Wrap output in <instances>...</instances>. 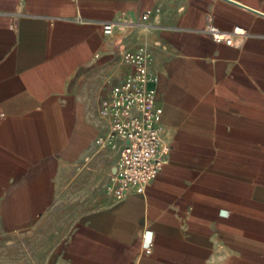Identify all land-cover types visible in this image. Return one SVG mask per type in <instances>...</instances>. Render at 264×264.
Here are the masks:
<instances>
[{
    "label": "crops",
    "instance_id": "0c3cea01",
    "mask_svg": "<svg viewBox=\"0 0 264 264\" xmlns=\"http://www.w3.org/2000/svg\"><path fill=\"white\" fill-rule=\"evenodd\" d=\"M141 45L168 153L118 197L102 107ZM0 264H264V0H0Z\"/></svg>",
    "mask_w": 264,
    "mask_h": 264
},
{
    "label": "built area",
    "instance_id": "2783aa9c",
    "mask_svg": "<svg viewBox=\"0 0 264 264\" xmlns=\"http://www.w3.org/2000/svg\"><path fill=\"white\" fill-rule=\"evenodd\" d=\"M113 23L102 24L104 34H110ZM214 41L230 45L246 35L243 27L234 26L222 31L208 22L202 29ZM150 51L143 45L124 54L125 62L133 70L110 91L102 110L111 117V129L122 141L121 151L112 179L115 196L122 197L131 190L150 182L166 160L168 147L160 144V119L162 110L156 105L153 85L156 75L149 69ZM151 237L144 233L143 248L150 251Z\"/></svg>",
    "mask_w": 264,
    "mask_h": 264
}]
</instances>
